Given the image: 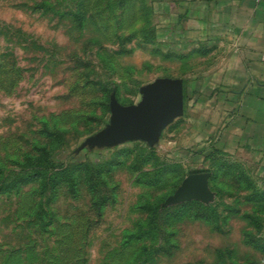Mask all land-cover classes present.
<instances>
[{"label": "rangeland", "instance_id": "rangeland-1", "mask_svg": "<svg viewBox=\"0 0 264 264\" xmlns=\"http://www.w3.org/2000/svg\"><path fill=\"white\" fill-rule=\"evenodd\" d=\"M186 7L0 0V182L31 159L60 169L0 193V264H264V171L211 137L220 111L198 93L225 49ZM165 78L184 114L155 142H89ZM199 173L212 198L171 201Z\"/></svg>", "mask_w": 264, "mask_h": 264}, {"label": "crops", "instance_id": "crops-1", "mask_svg": "<svg viewBox=\"0 0 264 264\" xmlns=\"http://www.w3.org/2000/svg\"><path fill=\"white\" fill-rule=\"evenodd\" d=\"M185 6L179 14L185 22L194 17L196 38L225 49L226 64L198 93L204 104L202 93L209 90V102L220 111L210 122L211 137L245 158L256 156L264 171V0H185Z\"/></svg>", "mask_w": 264, "mask_h": 264}, {"label": "water", "instance_id": "water-1", "mask_svg": "<svg viewBox=\"0 0 264 264\" xmlns=\"http://www.w3.org/2000/svg\"><path fill=\"white\" fill-rule=\"evenodd\" d=\"M112 109L108 130L89 142L111 144L131 138L155 142L165 128L184 114V82L160 79L143 90V101L139 106L123 107L113 103ZM209 179V173L188 176L171 201L210 200Z\"/></svg>", "mask_w": 264, "mask_h": 264}, {"label": "trees", "instance_id": "trees-1", "mask_svg": "<svg viewBox=\"0 0 264 264\" xmlns=\"http://www.w3.org/2000/svg\"><path fill=\"white\" fill-rule=\"evenodd\" d=\"M125 2L126 0H120L121 5ZM42 162V160L37 159L29 160L27 164L29 167L23 166L19 173H13L14 177L12 179H7L3 182H0V193L14 189L20 183H27L32 180L42 179L43 177L44 181L49 182L47 177L51 174H54V179L56 178V180H58L59 177H57V175L60 172V169L48 165L49 162H44L46 165H44Z\"/></svg>", "mask_w": 264, "mask_h": 264}, {"label": "built area", "instance_id": "built-area-1", "mask_svg": "<svg viewBox=\"0 0 264 264\" xmlns=\"http://www.w3.org/2000/svg\"><path fill=\"white\" fill-rule=\"evenodd\" d=\"M263 59H264V57H263Z\"/></svg>", "mask_w": 264, "mask_h": 264}]
</instances>
